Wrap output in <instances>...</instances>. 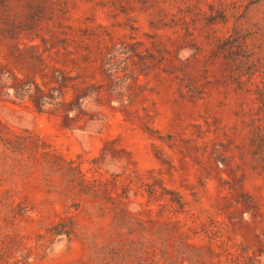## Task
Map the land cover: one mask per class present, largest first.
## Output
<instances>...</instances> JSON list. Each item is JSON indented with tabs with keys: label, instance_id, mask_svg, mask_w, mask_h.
Masks as SVG:
<instances>
[{
	"label": "rangeland",
	"instance_id": "1",
	"mask_svg": "<svg viewBox=\"0 0 264 264\" xmlns=\"http://www.w3.org/2000/svg\"><path fill=\"white\" fill-rule=\"evenodd\" d=\"M0 119L31 147L0 141V264H97L92 221L138 244L150 209L264 264V0H0Z\"/></svg>",
	"mask_w": 264,
	"mask_h": 264
},
{
	"label": "trees",
	"instance_id": "2",
	"mask_svg": "<svg viewBox=\"0 0 264 264\" xmlns=\"http://www.w3.org/2000/svg\"><path fill=\"white\" fill-rule=\"evenodd\" d=\"M39 95L44 97V92L39 90ZM13 132L12 128L0 119V141L5 148L2 152L0 150L1 154L10 151L16 156H23L26 151H31L27 139L18 137L17 133ZM38 140L42 142V139L38 138ZM94 193L96 198L100 196V191L95 190ZM149 195L151 200L157 198V188H151ZM174 202L178 213L186 214L187 204L179 194H176ZM3 203L13 206V192L8 189L3 190L2 180H0V204ZM128 209L127 206L124 207V214H129ZM152 212L151 209L148 211L149 216L146 219L142 215L139 216L138 244L124 233L123 228L127 225L126 222H117L116 226L115 224L110 226L109 231H103L99 221H92V228H88L89 231L87 230L83 239L92 250L97 264H163L164 262L165 264H186L191 261L197 264H241L239 257L231 251L229 238L225 239L218 235L222 230L220 225L215 223L216 226H208L207 229L206 223L203 224L207 242L201 245L195 242L198 232L196 227L189 224V219L171 222L166 220L163 224L151 216ZM158 223L163 224L160 232V229L156 228ZM172 228L174 232H171ZM79 232V224L74 217L70 216L65 221L48 226L45 234L41 235V242L37 244L36 250L46 252L57 241L78 237ZM174 240L177 244L176 254L172 252Z\"/></svg>",
	"mask_w": 264,
	"mask_h": 264
}]
</instances>
